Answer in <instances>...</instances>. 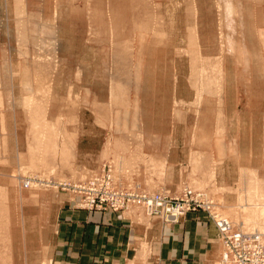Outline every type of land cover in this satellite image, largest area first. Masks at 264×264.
Returning <instances> with one entry per match:
<instances>
[{"label":"rangeland","instance_id":"rangeland-1","mask_svg":"<svg viewBox=\"0 0 264 264\" xmlns=\"http://www.w3.org/2000/svg\"><path fill=\"white\" fill-rule=\"evenodd\" d=\"M100 131L186 143L175 188L86 167ZM106 164L264 233V0H0V264H50L56 202L98 210L79 189ZM199 210L219 232L208 210L151 217Z\"/></svg>","mask_w":264,"mask_h":264},{"label":"crops","instance_id":"crops-1","mask_svg":"<svg viewBox=\"0 0 264 264\" xmlns=\"http://www.w3.org/2000/svg\"><path fill=\"white\" fill-rule=\"evenodd\" d=\"M100 132L102 137L79 138L75 144L86 167L98 168L103 158L107 163L114 155L121 185L133 177L142 188H175V171L187 162L186 143L167 136L114 142ZM223 161L232 160L225 156ZM49 223L51 237L40 241L49 250L50 264H216L221 254L219 232L201 210L186 213L177 223H164L136 208L80 209L74 197L63 193Z\"/></svg>","mask_w":264,"mask_h":264},{"label":"built area","instance_id":"built-area-1","mask_svg":"<svg viewBox=\"0 0 264 264\" xmlns=\"http://www.w3.org/2000/svg\"><path fill=\"white\" fill-rule=\"evenodd\" d=\"M79 190L82 194L79 205L84 208L124 211L137 206L147 210L151 216H160L169 222H176L191 209L210 211L202 195L191 190L171 197L164 192L149 194L135 186H117L108 164ZM209 214L215 221V214L211 211ZM216 224L222 235L219 264H264V233L234 228L229 220L221 217L216 219Z\"/></svg>","mask_w":264,"mask_h":264},{"label":"bare ground","instance_id":"bare-ground-1","mask_svg":"<svg viewBox=\"0 0 264 264\" xmlns=\"http://www.w3.org/2000/svg\"><path fill=\"white\" fill-rule=\"evenodd\" d=\"M260 233H263V231L260 232ZM220 257H221V254H220V256H219V259H220ZM219 259L217 260V263H216V264H219V263H220V262H219Z\"/></svg>","mask_w":264,"mask_h":264}]
</instances>
